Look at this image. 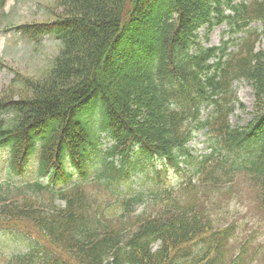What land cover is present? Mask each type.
I'll use <instances>...</instances> for the list:
<instances>
[{"label":"trees","instance_id":"16d2710c","mask_svg":"<svg viewBox=\"0 0 264 264\" xmlns=\"http://www.w3.org/2000/svg\"><path fill=\"white\" fill-rule=\"evenodd\" d=\"M54 9L51 21L17 27L59 40L47 73L0 98V232L21 236L27 221L49 246L28 234L0 264H242L211 201L204 215L184 193L194 177L199 193L238 173L264 213V47L255 46L264 0H56ZM220 24L228 38L210 45ZM236 80L253 95L240 127L228 119ZM200 130L211 150L193 158ZM170 170L190 174L178 190L161 178ZM114 204L120 213L107 214Z\"/></svg>","mask_w":264,"mask_h":264},{"label":"rangeland","instance_id":"374dc122","mask_svg":"<svg viewBox=\"0 0 264 264\" xmlns=\"http://www.w3.org/2000/svg\"><path fill=\"white\" fill-rule=\"evenodd\" d=\"M55 1L5 0L0 7V98L7 95L11 96L16 92L19 93L23 90V81H37L47 73L51 66L52 60L60 48L56 36L46 34L32 38L19 32L17 27L23 24H36L53 20L56 13L54 9ZM251 27H256L261 31L262 25L253 23ZM225 30V24L214 27L208 36L209 44L219 45L223 40H226L228 36L224 32ZM198 33L202 36L203 29L199 30ZM256 45L260 48L264 47V35L260 36ZM231 88L236 95L237 103L228 117L230 125L232 127L244 126L251 117L252 89L243 80L234 81ZM206 112L207 109L202 112V116H206ZM203 132L196 133L188 144L194 157L209 151ZM108 145V141L103 142V146ZM1 171L2 167L0 166V176H3ZM234 174V177L221 180L217 187L201 186V192L199 193L196 190L201 185L202 179L194 177L192 182L196 184L195 190L185 192L184 199L187 201L193 200L198 212H202L204 215H208L205 210L211 201L213 211L210 215L215 226H229L232 229L233 237L228 241L229 253L234 255L243 250L245 255L241 257L242 264H264V247L261 249L260 256L251 257L257 244H264V213L258 204V192L251 181H247L238 173ZM187 176L188 174H184V172L171 171L166 177L162 176V178L165 179L167 184L169 183L178 188ZM140 178L144 180L143 175H140ZM91 188L92 186H88L86 192L91 193ZM94 191L92 190L93 193H95ZM99 195L100 193L95 196L97 200ZM106 213L119 214L120 208L115 204L110 205ZM17 227L49 246L47 238L30 222L17 223ZM251 237H253L251 244H245L248 238ZM18 250H25V241L0 233L1 259L4 260L10 253ZM65 257L67 258V256Z\"/></svg>","mask_w":264,"mask_h":264}]
</instances>
